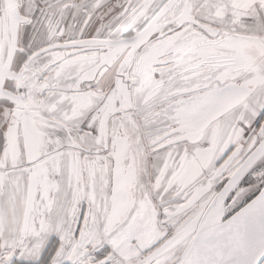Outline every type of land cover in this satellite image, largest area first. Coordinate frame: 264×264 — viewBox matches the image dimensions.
Segmentation results:
<instances>
[{
	"label": "snow or ice",
	"instance_id": "1",
	"mask_svg": "<svg viewBox=\"0 0 264 264\" xmlns=\"http://www.w3.org/2000/svg\"><path fill=\"white\" fill-rule=\"evenodd\" d=\"M0 264H264V0H0Z\"/></svg>",
	"mask_w": 264,
	"mask_h": 264
}]
</instances>
